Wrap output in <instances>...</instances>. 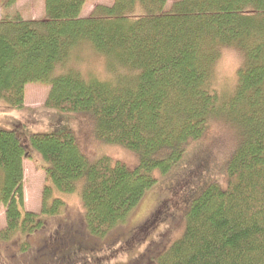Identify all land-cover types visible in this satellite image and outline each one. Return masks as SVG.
Returning a JSON list of instances; mask_svg holds the SVG:
<instances>
[{"label": "trees", "instance_id": "trees-1", "mask_svg": "<svg viewBox=\"0 0 264 264\" xmlns=\"http://www.w3.org/2000/svg\"><path fill=\"white\" fill-rule=\"evenodd\" d=\"M167 1L113 0L80 17L87 0H43L40 20L0 14V107L21 110L25 87L46 85L44 109L86 118L95 141L138 158L130 169L107 156L91 159L71 131L31 135L26 144L14 130L0 128V242L15 253H29L30 238L51 220L68 221L95 243L104 240L128 222L157 175H172L188 147L223 123L236 135L226 186L201 189L186 207L181 234L143 258L264 264V0ZM224 48L242 57L226 93L216 90L212 77ZM85 49L103 59L106 78L85 76L70 64ZM53 115V128L69 130L67 117ZM29 151L46 165L39 213L23 208ZM75 192L78 217L59 197ZM172 207L166 195L147 221L169 218ZM69 214L77 217L74 223L63 218ZM142 228L131 238L149 231ZM45 254L43 264H76L73 251L59 244Z\"/></svg>", "mask_w": 264, "mask_h": 264}, {"label": "rangeland", "instance_id": "rangeland-1", "mask_svg": "<svg viewBox=\"0 0 264 264\" xmlns=\"http://www.w3.org/2000/svg\"><path fill=\"white\" fill-rule=\"evenodd\" d=\"M8 1H1L0 14L4 11L16 12L27 20H40L44 16L43 0H12L7 8L5 4ZM112 1L87 0L80 17H87L97 5L109 6ZM175 1L168 0V6ZM81 50H79L80 53L75 52L74 58L80 57L71 60L70 64L73 65L75 61V68L85 76L92 74L99 78H106L103 59L96 58L91 50L85 49L82 52ZM219 57L212 75L214 87L219 92H230L236 83V74L242 63V57L235 49L229 48L222 49ZM25 88L23 109L11 111L0 107L1 129L14 130L19 136H23L26 144L31 135L71 131L82 151L91 159L107 156L112 162H120L130 169L138 165V158L133 152L116 145L110 146L95 141L91 136V125L86 118L77 117L73 113L44 109L43 104L49 87L34 83L28 84ZM53 114L67 117L68 121L65 124L69 130L53 128L52 119L56 117ZM60 123H62L61 118L55 126ZM235 136L233 128L229 125L215 123L199 142L188 147L182 156V159H185L183 165L174 170L172 175L165 178H159L157 175L156 187L154 186L146 194L128 222L123 227L108 233L104 240L95 243L94 240L87 238L84 231L68 225V221L51 220L46 229L30 238L32 246L29 253L17 254L8 242L7 244L0 242V264H43L48 257L45 253L56 244H59L60 249L73 251L76 255V264H154L147 262L143 257L160 252L181 234L189 201L210 183H218L220 188L226 186L227 157L234 148ZM45 167L41 156L35 152L29 151V156L23 161V208L27 212L39 213L40 211V198L47 178ZM166 195H168V202L173 205L170 213L171 220L166 221L170 217L167 218L164 215L163 219L153 220L150 224L147 221L150 219L149 216L156 206H160ZM77 196L75 192L70 196L59 197L66 200L68 208L72 209L70 212L78 217L80 215L78 211L82 209ZM4 213V209L0 208V229L5 226ZM77 217L74 218L69 214L63 218L76 221ZM142 226L149 231L131 238L138 229H144Z\"/></svg>", "mask_w": 264, "mask_h": 264}]
</instances>
